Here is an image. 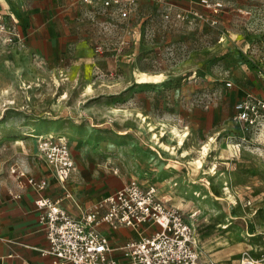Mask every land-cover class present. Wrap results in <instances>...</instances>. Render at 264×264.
Masks as SVG:
<instances>
[{
  "label": "rangeland",
  "instance_id": "rangeland-1",
  "mask_svg": "<svg viewBox=\"0 0 264 264\" xmlns=\"http://www.w3.org/2000/svg\"><path fill=\"white\" fill-rule=\"evenodd\" d=\"M96 4L0 0V152L44 167L26 134L59 137L94 188H155L194 226L202 259L264 264V128L244 134L233 121L244 95L264 94V0H134L126 19ZM35 30L62 39L51 66L19 61L37 58L25 40ZM32 68L53 72V91L20 108L27 82L11 71ZM138 72L161 82L140 84ZM44 107L46 124H23Z\"/></svg>",
  "mask_w": 264,
  "mask_h": 264
},
{
  "label": "built area",
  "instance_id": "built-area-1",
  "mask_svg": "<svg viewBox=\"0 0 264 264\" xmlns=\"http://www.w3.org/2000/svg\"><path fill=\"white\" fill-rule=\"evenodd\" d=\"M83 1L91 5L95 0ZM133 2L96 0L94 7L126 19ZM0 30H3L1 26ZM225 86L230 88L231 83ZM234 113L233 120L241 132L259 131L264 125V94L246 95L235 104ZM37 139L41 157L57 181L65 182L75 167L67 143L52 136ZM241 141L245 142V138ZM9 174L24 178L37 194L34 208L40 230L49 244L47 255L52 257V264H218L202 259L194 226L178 210L168 207L153 187L129 182L74 218L60 207L59 201L43 195L47 187L45 180L26 177L16 166L9 168ZM10 196L20 198L11 193ZM103 227L113 231L130 229L137 239L113 248ZM116 251L121 253V260L113 256Z\"/></svg>",
  "mask_w": 264,
  "mask_h": 264
},
{
  "label": "crops",
  "instance_id": "crops-1",
  "mask_svg": "<svg viewBox=\"0 0 264 264\" xmlns=\"http://www.w3.org/2000/svg\"><path fill=\"white\" fill-rule=\"evenodd\" d=\"M53 19L54 17H51V24L49 26L46 25L50 30L53 28ZM61 25L63 26L62 23ZM34 28H36V23L34 24ZM25 40L29 49L37 58L35 60L31 58H20L19 61H22L21 65H32L33 62H39L40 64L44 63V66H51L54 61L60 59L58 50L62 43L61 38L55 36L49 37L48 35L43 36L40 31L35 30L33 33L30 32L28 36L26 35ZM11 72H13L12 76H22L27 82L22 92L27 94V97L24 101H21L20 105L22 106H19L20 108L24 107L25 109H30V107H33L35 101L29 95L33 92L44 94V96L40 98L38 105L46 103L45 94L47 91H49V93L53 91V88L46 84L48 79L52 77V71L47 68H32L24 69V71L21 73L18 72L17 74H14L16 73L15 70ZM33 78H37V83H33ZM16 81L17 80H15V82ZM15 85L16 84H13V87H15ZM245 96L246 95H244L241 100H243ZM34 108L33 111H25L22 113L23 116L21 119H27L28 121V123L24 122L23 124H28L30 126L46 124L48 114L46 107L39 111L37 115H35L37 111L34 110ZM236 125L240 130L239 125ZM44 131L48 130L44 129ZM16 133L19 132L14 129L12 131L4 130L2 135L7 137L8 135L10 136ZM29 134L37 136L34 133ZM259 147V150H261L260 152H264V146ZM13 153L0 152V264H52V257L47 255L49 244L40 230L38 213L34 208V201L37 198V194L26 184L24 178L17 179L9 174V168L16 166L26 177L45 180L47 182V187L43 195L54 201H59L60 207L74 218H78L89 210L92 205L97 202L96 200L98 198L102 199L112 194V192H104L100 187L94 188L92 182L96 179L95 176L87 175L86 173V175H84L83 171H79L78 164L74 157V170L65 182H59L42 157L45 164L44 167L38 165L35 161H30L25 158L22 153ZM21 162H23V166ZM4 164H6V168L3 169ZM10 193L12 195H18L20 198L15 199L10 196ZM100 199H98V201ZM102 230L110 239L112 247L113 242L110 233L114 234V238L118 244H124L129 241L127 236L130 235L128 231L130 229L113 231L103 227ZM117 232L123 237L120 238L117 236ZM116 252H118L117 254L119 257L117 256L115 258L121 260V253L119 251Z\"/></svg>",
  "mask_w": 264,
  "mask_h": 264
},
{
  "label": "bare ground",
  "instance_id": "bare-ground-1",
  "mask_svg": "<svg viewBox=\"0 0 264 264\" xmlns=\"http://www.w3.org/2000/svg\"><path fill=\"white\" fill-rule=\"evenodd\" d=\"M138 74H139V72H138ZM161 79H162L161 75H147V74H144V73H141V74L138 75V83H140V84H158V83L161 82ZM26 136L27 137H32V138H38L39 137V136H35V135H32V134H26ZM185 136L186 135L181 137V140H180L181 142L185 138ZM181 145H182V143H181ZM207 150H208L207 147H205L204 150H203V156L206 155ZM194 165L200 169L201 161L194 162ZM225 192H227V194H229V189H225Z\"/></svg>",
  "mask_w": 264,
  "mask_h": 264
}]
</instances>
